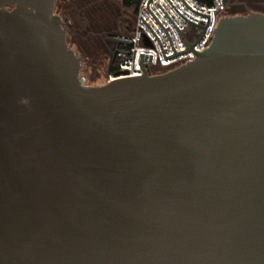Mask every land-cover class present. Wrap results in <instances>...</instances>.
I'll use <instances>...</instances> for the list:
<instances>
[{
	"label": "water",
	"instance_id": "water-1",
	"mask_svg": "<svg viewBox=\"0 0 264 264\" xmlns=\"http://www.w3.org/2000/svg\"><path fill=\"white\" fill-rule=\"evenodd\" d=\"M150 4L195 59L90 85L55 0H0V264H264V13L199 51L171 2L176 51Z\"/></svg>",
	"mask_w": 264,
	"mask_h": 264
},
{
	"label": "built area",
	"instance_id": "built-area-1",
	"mask_svg": "<svg viewBox=\"0 0 264 264\" xmlns=\"http://www.w3.org/2000/svg\"><path fill=\"white\" fill-rule=\"evenodd\" d=\"M170 1L183 16L200 25H207L208 17L197 14L194 11L188 9L184 2L193 10L210 16V22L206 33L194 46L199 51L205 49L209 45L218 21L220 17L223 16V12L226 8V5L223 4V0H215L214 5L210 7L200 4L197 0H184V2L182 0ZM170 1L151 0L150 10L168 31L175 50L180 51L188 49L177 27L184 35L187 43L191 44L197 42L204 30L199 27H195L192 30V33H190L192 23L186 20L178 12ZM149 2L150 0H140L135 28L133 32L131 34L119 35L117 37L118 39L132 41L129 44H127L126 42H119V45L117 47V49L120 50L130 51L129 53L120 51L115 52V60L117 65L116 71L128 70L127 72H120L121 75H141L143 73V69L141 67L142 54L151 56L150 62L146 64V68L148 69L150 74L167 72L187 63L190 60L195 59L194 52L190 51L185 54L165 60L158 39L156 38L152 30L156 33L159 40L161 41L166 56L174 54V51L172 49L167 33L149 12ZM158 3L168 15L163 11ZM141 17L146 21V23L151 27L152 30L147 26V24ZM172 21L176 24L177 27ZM154 67H156V69ZM116 71L114 74H109V78L107 81L116 77V74L118 73Z\"/></svg>",
	"mask_w": 264,
	"mask_h": 264
},
{
	"label": "trees",
	"instance_id": "trees-1",
	"mask_svg": "<svg viewBox=\"0 0 264 264\" xmlns=\"http://www.w3.org/2000/svg\"><path fill=\"white\" fill-rule=\"evenodd\" d=\"M89 1V0H87ZM94 1V0H90ZM200 4L205 6H213L215 0H197ZM257 0H227L226 8L223 12V15H237V14H247L249 11H261L262 7L258 5ZM123 4L126 7H133L135 12L137 13L140 0H122ZM86 5H94L93 3H86V0H83L80 4H78L79 12H75L72 16L74 18L72 22V31L76 33L70 42H73L77 46V53L85 56V60L92 66L95 70H97L99 62H103L107 57L110 58L109 64L107 66V75L114 73L117 70L116 60H111V49L114 50L115 44L110 45L107 43L106 36L97 28L93 23V18L98 19V15L100 13H104L106 10L104 5H94V8L89 9V7H85ZM101 14V15H102ZM78 16V18H75ZM94 16V17H92ZM105 16L102 15L101 18ZM100 18V21H101ZM83 34V36L81 34ZM132 33V32H131ZM127 33V34H131ZM77 36V37H76ZM79 37L83 38L78 39Z\"/></svg>",
	"mask_w": 264,
	"mask_h": 264
},
{
	"label": "rangeland",
	"instance_id": "rangeland-1",
	"mask_svg": "<svg viewBox=\"0 0 264 264\" xmlns=\"http://www.w3.org/2000/svg\"><path fill=\"white\" fill-rule=\"evenodd\" d=\"M98 3L99 5H104L106 10L103 11V14L100 13L98 15V19L92 16L94 17L92 21L95 25V28L101 31L104 36L112 35L115 37L116 35H126L127 33L133 32L137 18V13L133 7H126L122 0H100ZM94 5H86L85 7L92 9L94 8ZM101 14H105V16L101 18ZM81 35L83 36V34ZM72 37L74 36H68L69 40H72ZM78 39L83 41L82 37H79ZM70 45L74 50L77 51V46L73 42H71ZM79 55L84 59L82 64V75L85 77L86 82L90 85H100L106 83L109 78V75H107V66L109 64L110 58L107 57L102 63L99 62L101 65H98L97 70H95L85 60L84 55Z\"/></svg>",
	"mask_w": 264,
	"mask_h": 264
},
{
	"label": "flooded vegetation",
	"instance_id": "flooded-vegetation-1",
	"mask_svg": "<svg viewBox=\"0 0 264 264\" xmlns=\"http://www.w3.org/2000/svg\"><path fill=\"white\" fill-rule=\"evenodd\" d=\"M83 0H55V12L56 14L60 15L63 17L64 19V26L67 29V40L68 43L70 44L71 42L69 41L68 36H75L76 33L74 31H72V22L74 20L73 18V14L75 12H79L78 10V4H80ZM100 0H94V1H87L86 3H94L96 5H99ZM256 2H258V5H260L262 7L261 11H255V12H261L264 13V0H257ZM60 9V11H59ZM250 12V11H249ZM75 15V14H74ZM75 18H78V16H75ZM119 35H116L115 37L112 35H107L105 38L107 40V43H110V45H113V43L115 44V48L114 50L111 49V55H112V61L115 60V55L114 52L116 50V48L119 45V41H118V37ZM71 46V45H70Z\"/></svg>",
	"mask_w": 264,
	"mask_h": 264
}]
</instances>
